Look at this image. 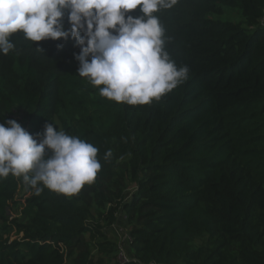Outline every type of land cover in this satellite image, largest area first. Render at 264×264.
<instances>
[{"label": "trees", "instance_id": "1", "mask_svg": "<svg viewBox=\"0 0 264 264\" xmlns=\"http://www.w3.org/2000/svg\"><path fill=\"white\" fill-rule=\"evenodd\" d=\"M224 8L243 20L218 18ZM154 15L189 74L151 104L102 97L78 75L72 38L17 32L0 53V124L35 138L55 123L97 147L101 163L71 196L0 178V264H116L106 229L118 215L125 264H264V0H178Z\"/></svg>", "mask_w": 264, "mask_h": 264}, {"label": "clouds", "instance_id": "2", "mask_svg": "<svg viewBox=\"0 0 264 264\" xmlns=\"http://www.w3.org/2000/svg\"><path fill=\"white\" fill-rule=\"evenodd\" d=\"M177 2L0 0V53L7 55L15 47L10 37L17 32L33 42L72 38L80 47L74 57L78 75L103 86L102 97L128 105L151 104L188 79V66L178 67L165 50L164 28L154 15ZM137 8L142 15H128ZM66 12L68 29L63 23ZM54 125L45 123L34 138L15 120L0 124V178L22 177L36 195L46 187L71 196L92 184L101 169L99 149ZM111 155L108 150L105 159Z\"/></svg>", "mask_w": 264, "mask_h": 264}, {"label": "rangeland", "instance_id": "3", "mask_svg": "<svg viewBox=\"0 0 264 264\" xmlns=\"http://www.w3.org/2000/svg\"><path fill=\"white\" fill-rule=\"evenodd\" d=\"M231 12H234V11H232V9H229V8H224L223 14L218 16V18H220L222 20L232 21L235 23H240L243 20L240 12L238 10H237L238 14L232 13V15L229 16L228 14H230ZM221 16H223V17H221ZM128 192H130V191L128 190ZM21 200H23V199H21ZM19 210H20V208L17 205H15L14 207H11L10 210L8 211L10 218L18 215ZM126 227H128V226H127L124 218L122 217V215H118L116 223L111 225V227L107 228L106 233L110 237V239H112V241H114L115 243L120 242L122 247L124 248L125 252L127 253V255H130V246L127 244L126 240L122 239V235H123L124 231L127 230ZM10 237L12 239L16 237V235H14L13 231L11 232ZM115 261H116V247H115V256L113 258V263Z\"/></svg>", "mask_w": 264, "mask_h": 264}, {"label": "built area", "instance_id": "4", "mask_svg": "<svg viewBox=\"0 0 264 264\" xmlns=\"http://www.w3.org/2000/svg\"><path fill=\"white\" fill-rule=\"evenodd\" d=\"M122 217L125 220V216L122 215ZM127 230L124 231L122 235V239L126 240L127 244L129 245L130 237L128 234V227H126ZM130 255H127L124 248L122 247L121 243H116V264H125L129 261Z\"/></svg>", "mask_w": 264, "mask_h": 264}]
</instances>
